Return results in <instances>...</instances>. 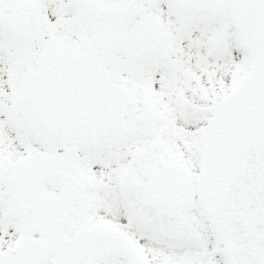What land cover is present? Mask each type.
Listing matches in <instances>:
<instances>
[{
    "label": "snow or ice",
    "instance_id": "snow-or-ice-1",
    "mask_svg": "<svg viewBox=\"0 0 264 264\" xmlns=\"http://www.w3.org/2000/svg\"><path fill=\"white\" fill-rule=\"evenodd\" d=\"M0 264H264V0H0Z\"/></svg>",
    "mask_w": 264,
    "mask_h": 264
}]
</instances>
